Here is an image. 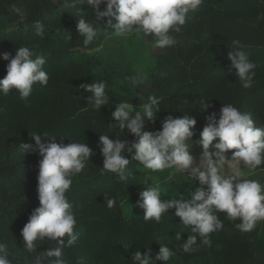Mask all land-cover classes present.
Wrapping results in <instances>:
<instances>
[{"label":"trees","instance_id":"trees-1","mask_svg":"<svg viewBox=\"0 0 264 264\" xmlns=\"http://www.w3.org/2000/svg\"><path fill=\"white\" fill-rule=\"evenodd\" d=\"M73 3L74 0H0V53L9 51L14 56L17 47L28 46L46 58L44 69L50 75L47 86L34 85L26 101L19 99L15 88L8 95L0 93V238L8 243L13 264H38L37 258L39 264H52L55 260L47 256L57 246L55 241L39 242L37 251L28 253L20 234L31 211L39 206L37 174L41 157L34 150L35 141L29 135L32 132H47L65 144L71 139L87 142L94 150L87 167L73 178L67 194L77 214L75 231L79 239L64 249L65 264H132V251L144 252L150 247L154 256L160 244H167L176 252L168 264H264V235L259 223L254 231L244 233L236 228V223L226 219L225 213H218L224 228L211 235V247L200 245L198 251L188 254L179 251L178 246L193 233L180 223L174 207L159 224L144 221L143 209L125 216L121 202L141 175L139 161L129 155L131 175L120 181L115 174H101L103 156L97 147L101 134L133 140L127 129L122 133L110 125L116 123L111 113L124 101L132 103L138 111L150 95L158 97L160 103L155 123L147 122L145 130H159L168 114L194 115L197 124L192 154L197 158L202 147L195 141L205 124L204 118L213 111L218 113L223 103L250 112L256 126H264V0H204L195 12L189 13L191 18L181 33H172L178 43L165 49L153 46L152 34L139 38L143 42L134 47L127 38L117 37L112 28L104 26L108 17L97 21L90 5L73 6ZM106 6L105 0L99 6L100 11L106 10ZM79 10L86 11L92 23L102 26V34L87 47L76 28ZM36 21L45 26L43 39L34 35ZM233 39L241 41L243 50L257 64L254 84L249 89L241 86L234 69L229 71L228 52ZM110 44L113 47L116 44L120 62L125 60L126 68L118 64L114 67L102 55ZM143 50L153 61L150 72L146 70V61L141 71L132 69L131 62L139 58L135 52ZM7 63L0 57V79L7 74ZM113 70L123 72V76L126 72L130 81L125 78V83L119 85ZM138 76L143 79L134 84L133 79ZM100 80L107 81L110 103L98 110L86 100L91 93L84 92L79 85ZM200 99H206L212 107L201 112ZM22 142L33 148L22 149ZM233 151L228 150L227 155ZM259 170H264V166L249 173ZM104 195L115 196L116 207L109 209ZM177 232L182 233L181 241L175 239Z\"/></svg>","mask_w":264,"mask_h":264},{"label":"clouds","instance_id":"clouds-1","mask_svg":"<svg viewBox=\"0 0 264 264\" xmlns=\"http://www.w3.org/2000/svg\"><path fill=\"white\" fill-rule=\"evenodd\" d=\"M103 2L105 0H74L73 6L87 3L93 9L97 21L108 17L104 26L112 28L117 37L135 35L143 39V36L152 34L153 46L165 49L178 43L172 33H181L191 18L189 13L195 12L204 0H106V10L100 11L99 6ZM80 13L76 17V28L79 35L84 37L83 44L87 47L102 34V26L92 23L86 11ZM34 28V35L43 39L45 26L36 21ZM229 48V71L235 70L243 88H251L256 75V62L243 50L244 45L239 39H233ZM0 57L8 61L7 74L0 79V93L3 95H8L15 88L19 99L26 101L34 85L47 86L50 75L44 69L46 58L43 55L36 54L28 46H19L14 56L4 51ZM142 79V76H138L133 79V83ZM107 87V81L104 80L79 85L84 92L91 93L86 100L98 110L110 103ZM206 101H198L201 112L212 107ZM159 103L158 97L150 95L138 111L127 101L116 105L111 113L116 123L110 125L122 133L127 129L134 139L129 141L119 136L113 139L106 134L99 136L97 147L103 156L101 174L111 173L120 181L127 180L131 175L128 169L131 155L149 173L174 169L198 182L200 186L187 196L181 193L179 198L161 199L163 190L160 183L153 176L146 175L142 183L144 187L139 191L136 201L137 206L143 209L144 221L157 224L162 222L163 215L170 208H175V216L180 218V223L193 233L178 246V250L184 253L196 252L200 245L211 247V235L224 228V221L218 215L221 212L225 213L226 219L241 220L235 224L239 231H254L257 224L264 221V184L248 178V172L264 166V126H256L250 112L242 111L232 103H223L218 113L213 111L204 118L205 124L199 132V139L195 141L202 147L197 162L192 154V137L197 124L194 115L189 113L174 117L168 114L163 118L159 130H145L147 122L155 123ZM29 135L35 141L34 150L41 157L37 174L39 206L31 211L21 229L23 248L28 253H35L41 245L39 242L55 241L57 246L51 248L47 256L55 258L52 264H65L64 249L73 246L79 239V233L75 231L77 214L67 194L72 188L73 178L87 167L94 150L87 142L74 139L67 144L62 140L57 142L56 136L47 132H32ZM50 136L51 139H47ZM20 146L26 151L33 148L31 144L23 142ZM233 149L235 151L227 155L228 150ZM229 157L234 163L225 168ZM241 163L248 172L237 166ZM104 201L109 209L117 205L115 196L104 195ZM175 239L181 241L182 233L177 232ZM175 255L176 252L167 244H160L154 256L150 247L144 252L132 251L131 261L132 264H156L157 261L168 264ZM0 264H13L9 245L3 238H0Z\"/></svg>","mask_w":264,"mask_h":264},{"label":"rangeland","instance_id":"rangeland-1","mask_svg":"<svg viewBox=\"0 0 264 264\" xmlns=\"http://www.w3.org/2000/svg\"><path fill=\"white\" fill-rule=\"evenodd\" d=\"M130 37H136V36L133 35ZM128 38L129 37H127V40L130 41V44H133L134 47L138 46L141 42H143L139 38L133 39V40H129ZM131 42H133V43H131ZM115 45L116 44H114L115 49H114L113 53L110 52L111 47H113L110 44L107 50L106 49L103 50L102 55L105 56L106 60H111V64H113L114 67L118 64L119 67L126 68V67H124V64H125L124 61L125 60L123 62H120V57L117 54L120 51L119 50L117 51V46H115ZM129 52L131 53L132 51H129ZM135 53L139 58H136L135 55H133L136 60L134 62H131V63H133L132 69L135 71L139 69L141 71L142 69L145 68V66H146L145 61H146L147 65H148V69H146V70H147V72H150L152 70V65H153L152 59H151V61L148 59L147 54L144 52V50L142 53H140L138 51H136ZM121 63L123 64L122 66L120 65ZM113 71H115V70H113ZM115 72L117 75V79L119 81V85L120 84L122 85V83H125V78L129 79V77H130L129 74H126V72H124L126 76H123V72H120V71H119V73L117 71H115ZM128 81H130V79ZM119 88H120V86H119ZM194 159L197 162L199 161V158H197L195 156H194ZM230 163H234V162L231 160H228V163L225 165V168H227L228 164H230ZM237 166L242 168L244 171L248 172V170L244 167V165L242 163L237 165ZM139 170H140L141 175L139 176V178L137 180L136 186L134 187V189L131 191V193L129 195H127L125 198H123V200L121 202L123 214L127 217L135 215L142 210L141 208H139L137 206L136 201L139 198V196H138L139 191L142 190L144 187V185H142V183L144 182L146 175L153 176L160 183L161 188L163 190L161 199H168L170 197L179 196L181 193H183L184 195L189 194V192L195 190V187L200 186L198 182L194 181L186 173L176 172L174 169H168L162 173H149L147 170H145L143 168L142 165H139ZM248 178L259 180L262 184H264V170H259V171H256L254 173L248 172ZM148 182L152 183L151 180H149ZM233 222L239 223V222H241V220L239 218H237ZM259 224L261 227V233L264 235V221L259 222Z\"/></svg>","mask_w":264,"mask_h":264}]
</instances>
